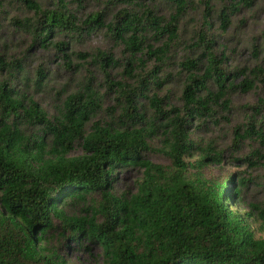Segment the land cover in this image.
Wrapping results in <instances>:
<instances>
[{
  "label": "trees",
  "instance_id": "16d2710c",
  "mask_svg": "<svg viewBox=\"0 0 264 264\" xmlns=\"http://www.w3.org/2000/svg\"><path fill=\"white\" fill-rule=\"evenodd\" d=\"M56 1V9L41 12L33 44L47 47L50 36L56 33L82 37L106 29L131 55L143 52L147 28L156 39L166 37L161 46L168 51L178 37L179 19L187 7L186 0H166L175 5L169 20L146 7L140 15L120 10L108 23L102 12H92L77 24L64 0ZM223 1L218 16L222 32L242 9L252 10L264 3ZM205 4L207 18L211 7ZM53 45L57 51L67 47L62 41ZM193 46L203 50L198 57H186L180 63L186 73L181 107L164 110L161 98H150L168 135L172 174L144 157L148 145L141 129L112 131L95 122L85 132L84 125L93 108L89 106L93 103L91 96L86 100L80 93L69 95L60 118L51 120L36 101L28 99L24 105L12 86L0 84V264H66L58 254L47 253L41 247L55 229L54 217L68 232L66 240L98 242L104 264H264V238L254 237L247 218L234 205V197L240 195L244 182L236 181L231 174L216 186H197L187 179L185 162L196 146L190 138L191 121L212 116L218 101L228 108L230 90L247 92L255 86L254 80L245 77L233 84L237 73L224 71L226 56L217 52L214 39L200 34ZM158 50L165 54L162 48ZM253 51L257 53L258 49L254 47ZM99 55L111 59L104 52ZM62 56L67 57V53ZM249 72L263 77L264 66H255ZM42 76L41 73L39 78ZM209 82L215 90L210 89ZM254 115H260L264 125L262 106ZM21 122L40 125L43 134L51 136L50 149L46 150L42 136L32 140L26 135L19 128ZM252 135L262 142L264 131L249 126L236 138ZM77 143L82 152L70 155ZM221 158L222 152H206L197 162L202 168L208 160ZM129 166L143 167L145 178L129 198L116 196L112 193L116 172ZM152 170L159 172L158 178L151 174ZM96 192L100 202L89 217L67 216L61 210L66 199L83 200ZM255 208L264 224V207ZM97 215L101 221H97Z\"/></svg>",
  "mask_w": 264,
  "mask_h": 264
},
{
  "label": "rangeland",
  "instance_id": "374dc122",
  "mask_svg": "<svg viewBox=\"0 0 264 264\" xmlns=\"http://www.w3.org/2000/svg\"><path fill=\"white\" fill-rule=\"evenodd\" d=\"M186 1L185 14L179 19L178 37L168 51L161 46L166 37L156 39L147 28L143 52L131 55L123 43L106 33V29H97L82 37L56 33L50 36L47 47L33 44L34 28L40 27L41 12L56 9L57 1L0 0V84L12 86L24 105L28 99L36 101L51 120L60 118L63 102L69 95L80 93L86 100L91 96L93 103L88 105L93 108L84 125L85 132H89L95 122L112 131L141 129L148 145L144 157L161 166L166 174H172L174 167L167 155L168 135L150 98L153 95L161 98L160 105L164 110L181 107L186 73L180 63L186 57L195 58L201 54L203 48L193 46L198 35L214 39L217 52H224L226 56L222 65L224 71L237 73L233 84L248 77L254 80L255 86L247 92L231 89L228 108L218 101L212 116L191 121L190 138L196 146L192 155L185 157L186 177L197 186H216L226 182L231 174L236 181L242 180L244 188L234 197V205L247 218L254 237L264 238V224L255 208L264 207V138L262 142L255 135L236 138L249 126L264 131V125L260 123L262 118L254 115L259 106L264 110L261 102L264 101V76L256 77L249 72L255 66H264V3H258L252 10L242 9L231 17L230 26L222 32L218 16L224 6L223 0ZM64 2L77 24L98 11L102 12L106 23L124 9L140 15L149 7L165 20L175 12V5L166 0ZM205 2L211 7L207 18ZM60 41L67 43L65 51H57L54 47L53 43ZM254 47L258 49L257 53L253 51ZM149 48L156 49L155 53L152 50L147 53ZM161 48L165 51L163 55L158 50ZM63 52L67 57L62 56ZM99 52L106 53L111 59H102ZM41 73L43 76L39 78ZM209 87L216 89L212 82ZM19 128L32 140L42 136L46 150L50 149L51 136L43 134L40 125L21 122ZM81 152L82 147L77 143L70 155ZM206 152H222V158L220 161L208 160V164L200 168L197 161ZM151 174L159 177L157 170H152ZM116 176L112 193L129 198L144 180V168H120ZM99 202V193H91L83 200L66 199L61 210L67 216L89 217ZM96 219L101 221L99 215ZM53 222L55 229L41 243L45 252H55L66 264H104L98 242L66 240L68 232L63 230L57 218L54 217Z\"/></svg>",
  "mask_w": 264,
  "mask_h": 264
}]
</instances>
